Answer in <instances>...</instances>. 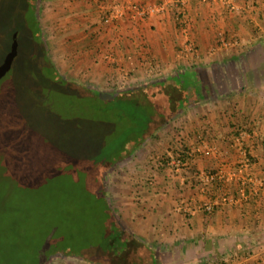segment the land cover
Returning <instances> with one entry per match:
<instances>
[{
  "label": "rangeland",
  "instance_id": "1",
  "mask_svg": "<svg viewBox=\"0 0 264 264\" xmlns=\"http://www.w3.org/2000/svg\"><path fill=\"white\" fill-rule=\"evenodd\" d=\"M23 1L0 0V60L11 28L16 29L18 43L11 69L0 80V264H25L23 258L31 248L50 255L45 264H90L84 257L106 256L116 237L108 227L97 179L106 203L120 219L119 204L141 202L143 185L156 186V178L170 165L171 161L163 171L151 168L155 156L172 149L169 134L195 123L190 100L184 109L172 111L168 120L153 125L162 113H154L144 102L148 94L121 97L113 92L136 91L190 70L197 51H186L183 45L177 58L188 56L187 61L164 62L167 71L157 70L152 60L151 69L145 67L143 58L128 66L117 50L100 52L98 62L110 70L100 78L99 69L90 74L82 54L69 57L65 46L63 34L72 25L80 26L82 20L76 18L80 12L66 15L64 0H37L40 35L58 74L51 75L33 36L32 6L23 7ZM183 40L189 42L190 34L185 33ZM106 54H112L114 63L104 61ZM172 63L177 65L169 68ZM141 138L137 153L133 152L138 161L133 155L126 157ZM168 172L175 176L182 167L177 173Z\"/></svg>",
  "mask_w": 264,
  "mask_h": 264
},
{
  "label": "crops",
  "instance_id": "2",
  "mask_svg": "<svg viewBox=\"0 0 264 264\" xmlns=\"http://www.w3.org/2000/svg\"><path fill=\"white\" fill-rule=\"evenodd\" d=\"M63 2L66 15L77 11L82 20L63 34L69 57L80 52L90 74L110 71L97 60L109 50L128 66L143 58L145 67L152 60L165 69L185 33L197 51L194 68L165 79L190 94L183 105L191 101L195 123L180 134L194 170L170 176L166 169L156 186L143 185L141 202L119 204V226L135 244L95 264H264V0H235L234 11L223 0H186L182 23L169 11L144 21L125 18L119 32L100 23L95 0ZM222 37L233 44L224 47ZM247 155L252 163L244 166ZM210 171L221 172L223 184L206 187L202 174ZM210 203L213 211L206 212Z\"/></svg>",
  "mask_w": 264,
  "mask_h": 264
},
{
  "label": "trees",
  "instance_id": "3",
  "mask_svg": "<svg viewBox=\"0 0 264 264\" xmlns=\"http://www.w3.org/2000/svg\"><path fill=\"white\" fill-rule=\"evenodd\" d=\"M37 0H24L23 1V7H25V5L30 4L32 6V18H31V28L33 30V36L34 38L37 39V43L38 45L41 47L42 49V60H45V63L47 64L48 67V72L51 75H58L57 72L54 70V67L50 64V61L48 59V54H47V44L45 43V41L41 38V33H40V28H39V24L37 22V13H36V9H35V2ZM171 16H172V20H176L177 23H180L182 21V19L185 17L178 14L179 13V8L178 9H172L171 10ZM170 11V12H171ZM176 18V19H175ZM175 21V22H176ZM14 30H16L15 28H11L10 29V33H13ZM44 55V56H43ZM178 86H176V83L173 84H169L168 81L166 80H156V81H151L149 85H146L145 87L139 88L136 91H130V92H126V93H121L119 91L113 92L114 94H118V96L124 97L123 95H130L131 93H138V94H144V92L146 93L145 95L148 94V96H146V101L147 102V106L151 109H153L155 112L154 113H162L161 117H157L159 119V123H152L154 124H162L163 121L168 120L169 115L172 114V111H174L175 109H178V107H181L183 105V103L185 101H188L187 98L189 96V94L187 93V91L185 90L184 92L182 90H180L179 88H177ZM158 89L161 91L164 90V92H159L158 93ZM163 89V90H162ZM149 91V92H147ZM157 93H156V92ZM170 91L175 92L176 94H181V95H176V98H173V94L171 96ZM144 99V98H141ZM164 112V113H163ZM163 118V119H161ZM236 134V133H235ZM169 139L171 140V144H172V149L169 152H166L165 154L162 155H157L158 157H154L151 160V168L153 169H159L160 171H163L165 169L166 166H168L169 162L172 160H180V162L183 163V167H182V171H187L190 169V171L192 172V169L190 168L191 165V159H192V153L190 151V148L187 147L184 144V141L182 140V136L180 135V131H176V134H169ZM143 142V139H139L138 143L139 145L134 147V149L127 154L126 157L132 156L134 159H137V157L135 156V152L137 148L140 147V143ZM133 152H135L133 154ZM146 154V153H145ZM145 154L142 160L145 159ZM153 157V156H152ZM246 158L248 159V163L251 164L252 163V159L250 158V156H246ZM143 162V161H142ZM169 171L171 170V168L168 166L167 168ZM216 171H210L208 172V174H215ZM175 175V174H174ZM224 182V178L221 180H215L214 182H210V183H203L206 187L212 184H223ZM95 183V181L93 182V184ZM96 183L99 186V189H101L99 196L101 197V201L103 202V206L105 209V213H106V218L109 220L110 224H109V228L111 229V231L113 232L112 234H114V236H116L112 242L108 245L111 246L110 252L106 255V256H102L100 259L101 260H107L109 259V257L111 256V254H115V255H120L123 256L126 254V251H128L130 248H132L134 246V242L132 241V239H126V237L130 236L129 234L127 235L126 231L121 229L118 223L117 218L115 217L114 213L112 212V210L109 208L108 204L106 203V193L104 192V187L101 183L98 182V179L96 181ZM206 212H211L213 211V208L210 211H207L205 208H203ZM119 228V229H118ZM34 248L30 249V252L28 253V255L23 258L25 264H45V262L51 258L50 255H48V253H44V254H40V252L38 250H33ZM125 253V254H124ZM122 254V255H121ZM110 255V256H109ZM62 256V255H61ZM86 261H89L91 263H97L99 258L96 259H91L89 257H84ZM87 258V259H86ZM89 259V260H88ZM99 259V260H100ZM122 259V258H120ZM21 261V260H20Z\"/></svg>",
  "mask_w": 264,
  "mask_h": 264
},
{
  "label": "built area",
  "instance_id": "4",
  "mask_svg": "<svg viewBox=\"0 0 264 264\" xmlns=\"http://www.w3.org/2000/svg\"><path fill=\"white\" fill-rule=\"evenodd\" d=\"M99 2V6L97 7L98 12L100 14V21L103 25H108L114 28L119 29L120 24L125 18H128L132 21H144L151 17H162L171 11L173 8L178 9L179 13L184 17L185 10V2L186 0H154L152 2L145 3H136L132 2V0L126 1H112V0H95ZM213 0H202V2H208ZM225 6H227L231 10H236L235 0H223ZM184 19V18H183ZM182 19V20H183ZM182 23V21L180 22ZM116 29V30H117ZM221 43L224 47H229L231 45L230 41H226V39H221ZM184 48L186 51H195V47L189 41L184 44ZM112 54H106L103 56L104 61L113 62ZM114 63V62H113ZM151 64V62H149ZM171 165V166H170ZM171 172L177 173L178 170L183 167V163L180 160H172L170 163ZM248 159L245 158L244 166H248ZM172 173V174H173ZM223 179V174L221 172H217L215 174H202V182L210 183L215 180ZM204 208L207 211H210L213 208V204H206ZM240 264V263H238Z\"/></svg>",
  "mask_w": 264,
  "mask_h": 264
},
{
  "label": "water",
  "instance_id": "5",
  "mask_svg": "<svg viewBox=\"0 0 264 264\" xmlns=\"http://www.w3.org/2000/svg\"><path fill=\"white\" fill-rule=\"evenodd\" d=\"M18 54L17 33L10 35L7 50L0 60V80L10 71L11 66Z\"/></svg>",
  "mask_w": 264,
  "mask_h": 264
}]
</instances>
